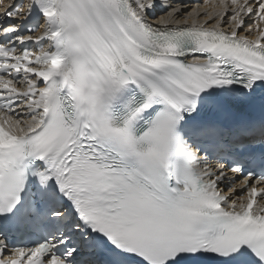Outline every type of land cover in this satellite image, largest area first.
<instances>
[{
    "label": "snow or ice",
    "instance_id": "6c2138e0",
    "mask_svg": "<svg viewBox=\"0 0 264 264\" xmlns=\"http://www.w3.org/2000/svg\"><path fill=\"white\" fill-rule=\"evenodd\" d=\"M0 264H264V0H0Z\"/></svg>",
    "mask_w": 264,
    "mask_h": 264
}]
</instances>
